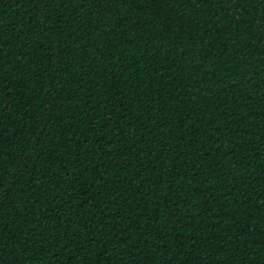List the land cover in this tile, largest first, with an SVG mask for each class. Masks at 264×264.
<instances>
[{
  "label": "trees",
  "instance_id": "trees-1",
  "mask_svg": "<svg viewBox=\"0 0 264 264\" xmlns=\"http://www.w3.org/2000/svg\"><path fill=\"white\" fill-rule=\"evenodd\" d=\"M0 264H264V0H0Z\"/></svg>",
  "mask_w": 264,
  "mask_h": 264
}]
</instances>
